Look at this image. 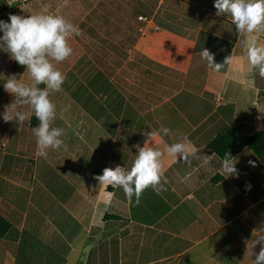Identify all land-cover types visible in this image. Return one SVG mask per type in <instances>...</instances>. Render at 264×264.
<instances>
[{
    "label": "crops",
    "instance_id": "obj_1",
    "mask_svg": "<svg viewBox=\"0 0 264 264\" xmlns=\"http://www.w3.org/2000/svg\"><path fill=\"white\" fill-rule=\"evenodd\" d=\"M213 5L214 0H0V19L5 21L10 14L46 13L62 15L79 27L81 34L68 39L72 56L60 63L53 61L66 76L62 91L72 86V77H84L86 56L91 54L85 49L92 42L97 41L95 54L100 61L114 56L115 61L104 67L111 75L99 68V74L86 84L98 89L90 88L89 101L85 99L80 107L84 118L100 125L116 144L105 168L130 169L137 145L144 146V133L161 127L171 130L163 137L165 144L187 137L197 150L188 162L179 156L177 162L164 156L165 190L158 194L148 188L139 203L130 202L121 188L99 184L93 208L108 206L104 221H109L103 223L97 240H91L97 234L94 227L84 228L86 264H252L255 259L247 242L264 233V161L244 150L233 160L239 177L226 178L208 144L225 125L242 139L264 130V78L247 65L246 37L238 34L230 17L217 16ZM260 41L264 43V32ZM203 48L214 54L215 63H224L220 71L211 70L201 60ZM76 55L83 56L81 67H76ZM25 70L0 52V112L8 107L14 114L15 97L2 84L11 74L31 84ZM63 98L61 91L49 96L52 102ZM72 103H76L74 97ZM22 110L29 113V119L21 126L0 118V135L14 129L15 137L10 150L8 146L4 153L0 150V174L4 165L13 172V165L40 162L34 135L25 124L38 125L34 112L28 106ZM128 119L130 123H124ZM106 122H113V132L102 126ZM83 138V144L92 148L89 138ZM156 146L163 151L159 138ZM18 181L14 186L27 187L26 193L33 188L29 181ZM86 183L79 188L88 196L92 187ZM18 193L0 197V214L10 222L15 220L9 218L21 212L18 204L24 200L18 197L32 199ZM137 205L143 208L136 209ZM17 216L16 224H24L23 217ZM259 250L257 245L254 252Z\"/></svg>",
    "mask_w": 264,
    "mask_h": 264
},
{
    "label": "rangeland",
    "instance_id": "obj_2",
    "mask_svg": "<svg viewBox=\"0 0 264 264\" xmlns=\"http://www.w3.org/2000/svg\"><path fill=\"white\" fill-rule=\"evenodd\" d=\"M96 44L97 41H94L85 49L87 54H91L86 56L87 68L82 80L72 77V86L64 87L61 91L63 100H54L56 106L60 105V108L51 125L64 129L63 146L58 150L49 149L47 158L40 157V162H37V165L34 160H28V163L26 161L25 167H28L26 169L24 165L20 166L21 163L11 165L13 172L5 165L3 166L4 174L2 172L0 174V197L5 193L14 194L17 190L18 194H28V197L32 196V199L27 200L24 196L18 197L24 201H19L18 204L21 212L15 213L12 218H9L15 220L11 221L13 228L5 238L0 239V264H86L88 253L84 250V243L88 239H84V228L87 229L88 225L94 227L97 234L93 235L91 240L95 237L97 240L99 234L103 232V223L109 221H104L106 206H100V208H93V206L98 198L96 190L100 184L96 176L105 169L108 157L114 155L116 144L112 139L107 138L106 134H103L101 130L104 129H99L100 125H92L80 111L83 101L85 99L87 102L89 101L88 90L90 88L98 89L96 85L88 87L86 84L93 81V78L99 74V68L103 74L111 75L109 70L104 71V67L106 64H110L109 62L114 59V56H107L103 61H100L99 56L95 54L99 47L94 46ZM83 62V56H75L76 67H81ZM110 91L109 89L108 93ZM2 95L3 92L0 90V98ZM73 97L76 99L75 104L72 103ZM66 106L68 110L61 113V109ZM93 108L95 109L96 105ZM128 122L130 123V119L124 120V123ZM28 123L30 122L25 123L26 130H29L33 136L32 129L36 125ZM102 126L107 128L105 130L108 133L114 131L113 122H106ZM13 130L0 135V150L2 152L5 151L6 146L10 150L15 145ZM82 133L85 138H89V143L93 145L92 148L88 149L83 144V140L86 139L83 138ZM32 140L36 143L35 136ZM7 153L9 152L7 151ZM0 166L2 165L0 164ZM26 170L28 174L25 175ZM3 175L7 177L5 181ZM20 179L24 182L29 181V184H33V188L31 187L26 193L27 187L14 186ZM22 180L20 181L22 182ZM87 181L91 182L92 187L88 196L83 194V189L79 188L86 186ZM146 199L147 197H144L142 201ZM138 208L143 207L137 205L136 209ZM107 209H109L108 206ZM24 210H27L25 214ZM109 213L111 214L113 211H109ZM17 215L23 217L21 222L24 221V224H16L19 220ZM111 224L113 225L115 222H111Z\"/></svg>",
    "mask_w": 264,
    "mask_h": 264
},
{
    "label": "clouds",
    "instance_id": "obj_3",
    "mask_svg": "<svg viewBox=\"0 0 264 264\" xmlns=\"http://www.w3.org/2000/svg\"><path fill=\"white\" fill-rule=\"evenodd\" d=\"M217 16L230 17L238 34L246 39L245 58L251 70L258 72L264 78V43L260 41V33L264 32V0H214ZM0 52L6 53L9 58L21 66H25L31 84L24 83L22 77L17 79L16 74L9 75L2 84L4 90L15 97L12 103L14 114H10L8 107L0 112V118L5 122L15 121L20 126L29 119V113L22 110L28 106L39 122L32 129L38 146L37 156L47 158L48 150L60 149L64 141V129L53 127L51 122L57 116V106L49 99L50 93L62 91L66 76L54 66V62L65 61L72 56L73 49L68 43L69 37L79 36L77 25L66 20L62 15L37 13L28 17L9 15L8 20L0 19ZM200 58L213 71H220L223 64L214 62V54L203 48ZM228 63H231L227 59ZM45 85L40 88L39 85ZM68 107L61 109L66 112ZM171 130L161 127L156 131L144 133V146L139 147L130 169L116 166L114 169L105 168L102 175L96 177L100 184L121 188L126 198L131 202L135 199L140 202L143 192L152 188L158 194L165 190L162 183L164 156L173 162L189 161L195 156L196 148L187 137H182L174 143L165 144L163 137L169 136ZM157 138L163 144V151L156 146ZM233 158L225 154L222 158V172L226 178L239 177V170ZM254 166L253 162H249ZM250 189V185L248 186ZM260 245L258 253L254 252ZM248 252L252 264H264V233L247 242Z\"/></svg>",
    "mask_w": 264,
    "mask_h": 264
},
{
    "label": "trees",
    "instance_id": "obj_4",
    "mask_svg": "<svg viewBox=\"0 0 264 264\" xmlns=\"http://www.w3.org/2000/svg\"><path fill=\"white\" fill-rule=\"evenodd\" d=\"M35 122L36 124L39 123L37 119ZM208 149L212 154L216 155L220 161H222L226 153L234 159L244 150H249L263 162L264 130L253 136L242 139L231 127L225 125L217 131L216 136L208 144ZM109 217L112 216H108V218ZM12 228L13 224L0 214V239L5 238Z\"/></svg>",
    "mask_w": 264,
    "mask_h": 264
}]
</instances>
